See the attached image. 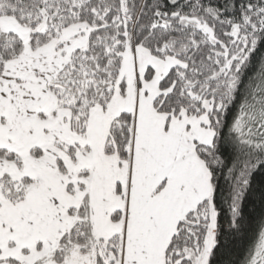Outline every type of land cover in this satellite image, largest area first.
Masks as SVG:
<instances>
[{
	"label": "snow or ice",
	"instance_id": "snow-or-ice-1",
	"mask_svg": "<svg viewBox=\"0 0 264 264\" xmlns=\"http://www.w3.org/2000/svg\"><path fill=\"white\" fill-rule=\"evenodd\" d=\"M0 264H264V0H0Z\"/></svg>",
	"mask_w": 264,
	"mask_h": 264
}]
</instances>
